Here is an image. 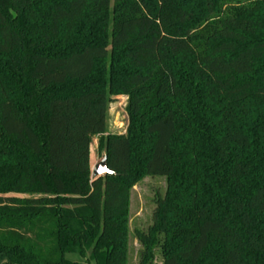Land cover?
I'll list each match as a JSON object with an SVG mask.
<instances>
[{"label": "trees", "instance_id": "16d2710c", "mask_svg": "<svg viewBox=\"0 0 264 264\" xmlns=\"http://www.w3.org/2000/svg\"><path fill=\"white\" fill-rule=\"evenodd\" d=\"M144 177L163 264H264V0H0V264H126Z\"/></svg>", "mask_w": 264, "mask_h": 264}, {"label": "rangeland", "instance_id": "374dc122", "mask_svg": "<svg viewBox=\"0 0 264 264\" xmlns=\"http://www.w3.org/2000/svg\"><path fill=\"white\" fill-rule=\"evenodd\" d=\"M127 96L114 95L108 106L107 134L122 135L128 127L126 113ZM90 170L104 157L103 151H98V137H93L90 145ZM167 185L164 178L144 177L130 190L126 223V264H163L162 243L153 241L152 234H158L153 225V216L158 198L166 193ZM18 197L30 198L31 195ZM154 228V230H152ZM155 231V232H154ZM159 238V237H158ZM150 239V240H149ZM76 264H95L88 262V254L82 258L77 255L68 256Z\"/></svg>", "mask_w": 264, "mask_h": 264}, {"label": "water", "instance_id": "95a60500", "mask_svg": "<svg viewBox=\"0 0 264 264\" xmlns=\"http://www.w3.org/2000/svg\"><path fill=\"white\" fill-rule=\"evenodd\" d=\"M114 173L107 168V157L104 156L92 169H91V180L104 175H113Z\"/></svg>", "mask_w": 264, "mask_h": 264}]
</instances>
